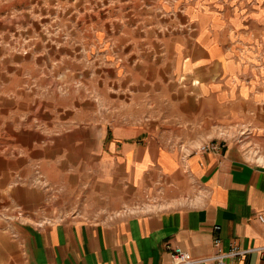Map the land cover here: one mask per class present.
<instances>
[{
    "label": "crops",
    "instance_id": "obj_1",
    "mask_svg": "<svg viewBox=\"0 0 264 264\" xmlns=\"http://www.w3.org/2000/svg\"><path fill=\"white\" fill-rule=\"evenodd\" d=\"M236 67L231 63L181 64L178 78L186 90L177 86L178 93L169 96L168 85L165 90L161 86L158 102L153 107L149 103L142 118L123 116L110 134L80 125L70 106L76 100L70 103L68 92L57 95L54 86L49 105L58 110L57 98L69 102L51 125L69 127L64 125L61 135L44 139L57 147L61 154L57 159L65 158L73 147L88 148L89 139L94 143L93 157L100 156L106 146L110 154L96 162L98 176L89 181L88 198L99 203L109 200L111 207L105 212L97 206L85 214L38 220L23 211L27 208L25 192L40 191L11 188L13 172L3 167L0 264H171L175 247L194 259L214 255L215 238L222 252L232 247L260 249L232 260L234 264H264V224L256 219L264 211V93L254 95L246 80L238 93L248 70L240 69L238 74L233 71ZM201 91L207 92L208 99ZM237 100L252 106L239 115L227 111L222 117L225 127L214 126L210 131L193 124V116L187 118L183 108L189 103L229 105ZM18 119L22 117L15 124L8 120L7 128H2L6 130L2 133L5 149L23 150L19 138L23 134L37 137L27 143L31 152L47 149L40 145L39 131L25 130ZM233 120L239 122L232 124ZM8 127L14 138H8ZM208 142H222L224 148L219 153H201L200 147ZM254 151L261 154H251ZM0 158L6 165L7 154L1 153Z\"/></svg>",
    "mask_w": 264,
    "mask_h": 264
},
{
    "label": "rangeland",
    "instance_id": "obj_2",
    "mask_svg": "<svg viewBox=\"0 0 264 264\" xmlns=\"http://www.w3.org/2000/svg\"><path fill=\"white\" fill-rule=\"evenodd\" d=\"M189 61L199 66L231 63L238 74L247 69L238 93L245 80L254 95L264 93V0H0V155L8 158L6 165L0 158V171L6 166L13 172L11 188L41 192H25L23 214L59 219L111 207L109 200L88 198L89 181L98 176L96 162L110 154L106 146L93 157L89 139L88 148L73 147L57 159V147L44 139L69 127L51 125L68 98L76 100L70 106L80 125L110 134L119 118H142L149 103L158 102L161 86L165 90L168 85L169 96L178 87L186 90L178 69ZM54 86L61 92L57 95L69 93L54 101L58 110L49 105ZM199 94L209 97L206 91ZM251 106L237 100L183 108L193 124L210 131L225 127L227 111L239 115ZM17 117L25 130L39 131L40 145L47 149L31 152L27 143L37 137L27 134L19 136L23 150L5 149L2 128ZM10 131L8 138H14Z\"/></svg>",
    "mask_w": 264,
    "mask_h": 264
},
{
    "label": "built area",
    "instance_id": "obj_3",
    "mask_svg": "<svg viewBox=\"0 0 264 264\" xmlns=\"http://www.w3.org/2000/svg\"><path fill=\"white\" fill-rule=\"evenodd\" d=\"M224 145L222 142H208L202 145L199 149L201 153H219L223 150ZM256 219L259 223L264 224V211L257 213ZM214 231H218L219 227H214ZM213 246L216 249V253L210 257L201 259L192 258L187 252L183 251L179 247H175L171 250V264H199V263H213V264H234L232 260L237 258H244L247 254L259 251L260 249H245L239 250L232 247L227 252H222L220 249V240L213 239ZM228 260H231L229 262Z\"/></svg>",
    "mask_w": 264,
    "mask_h": 264
}]
</instances>
